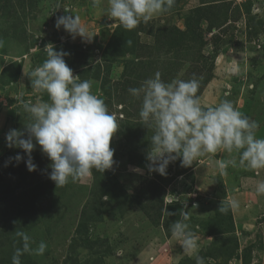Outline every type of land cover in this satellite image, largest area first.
I'll list each match as a JSON object with an SVG mask.
<instances>
[{"label":"rangeland","instance_id":"obj_1","mask_svg":"<svg viewBox=\"0 0 264 264\" xmlns=\"http://www.w3.org/2000/svg\"><path fill=\"white\" fill-rule=\"evenodd\" d=\"M208 4L214 6L211 11ZM65 6L74 12H65ZM107 8L108 0L96 7L92 0H0V264H12L15 249L22 246L17 231L32 238L33 248L41 241L47 244L41 256L24 254L22 264H196L170 230L185 213L196 254L205 264H264V195L255 191L264 181V169L233 167L229 161L238 160V154L218 151L189 167L177 159L167 175L150 172L146 157L154 133L139 125L124 92L128 88L117 85L131 83L124 66L143 53L139 59L150 62L151 77L158 71L166 83L199 80L211 70V79L197 92L202 105L231 101L258 123L256 138L264 139V0H175L170 10L143 25L136 41L129 39L131 45L114 44V54L106 53L113 48L112 36L123 32ZM69 14L80 17L93 35L91 42L56 29L57 17ZM192 20L201 33L195 47L184 54L179 34L167 57L157 30L186 31ZM49 43L68 53L64 59L73 75L91 82L90 91L105 102L117 124L111 140L113 168L93 170L63 187L49 178L51 161L45 154L36 159L34 178L20 177V161L13 158L25 153L6 141L12 129L27 137L25 124L31 120L24 103L49 100L46 92H33L25 74L47 59L43 49ZM81 45L93 51L94 60L78 65ZM147 50L154 55L148 57ZM193 60L202 64L200 69L192 71ZM106 77L110 82L103 84ZM232 201L237 207H230Z\"/></svg>","mask_w":264,"mask_h":264},{"label":"clouds","instance_id":"obj_2","mask_svg":"<svg viewBox=\"0 0 264 264\" xmlns=\"http://www.w3.org/2000/svg\"><path fill=\"white\" fill-rule=\"evenodd\" d=\"M101 0H92L94 7ZM175 0H108L106 14L114 18L125 30H133L141 22L147 24L155 16L170 10ZM65 12L72 13L69 6ZM57 30L63 29L73 39L81 37L91 42L93 37L82 24L78 15H63L56 19ZM47 59L41 66L25 73L30 77L31 89L35 93H47L48 102L24 103V110L30 115L25 131L12 129L6 134L8 147L20 148L27 155L29 171H35L32 152L37 144L51 161L49 178L57 187H63L91 175L95 170L104 173L113 168L114 149L111 140L117 130L115 117L109 113L105 102L92 94L91 82L79 80L73 75L64 57L68 53L57 51L51 43L43 49ZM199 80L174 79L166 83L161 73L156 72L142 82L139 88H129V93L141 99L140 121L154 130L150 150L147 153V167L150 172L167 175L168 165L180 159L182 167L193 165L198 158L224 151L238 154L229 163L246 170L264 169V139L256 138L259 125L243 115L227 99L216 106H204L197 96ZM17 162L24 156L17 154ZM223 169L224 164H220ZM135 171H141L139 168ZM257 195H264V181L257 183ZM230 207H237L232 201ZM227 211V208H220ZM184 214L170 226L172 237L183 248L188 257H195L196 264H205L197 253V241ZM16 237L22 241L12 256V264H22L24 254L41 256L47 244L41 241L33 248L34 241L23 231Z\"/></svg>","mask_w":264,"mask_h":264},{"label":"trees","instance_id":"obj_3","mask_svg":"<svg viewBox=\"0 0 264 264\" xmlns=\"http://www.w3.org/2000/svg\"><path fill=\"white\" fill-rule=\"evenodd\" d=\"M208 5H210V4H208ZM212 7H214V6L210 5V6L206 7V9L208 11H211L213 9ZM201 11H202L201 15H208L203 10H201ZM227 11L228 10H226V12ZM216 14H218V12H216ZM192 22H193V20L190 21L186 31L177 30V29H175V27L158 29L157 30V34L159 36L158 39L160 41H163V45L161 46L160 51L162 53H165L167 55V57L171 56L172 42H174L176 39H178L179 38V34H181L184 37L183 40H182V44H181L182 51L186 55L189 54L190 51L192 50V48L195 47L194 46V43H195L194 40H197L198 37L201 38V33H199L197 31V29L195 28V25ZM144 24L145 23L141 22L140 24H138V26L135 29H133L131 31L125 30L122 26H118L117 31L123 32L122 33L123 35H122V37H116V35L112 36V40H113V43H112L113 46L112 47L113 48L111 50H109L108 52H106V53L107 54H114L113 53L115 51L114 50V44H116L115 46L118 47V48H120L121 46H125L126 47V46L131 45L132 43L129 41V39L133 38L136 41V39H137L136 35H138L139 31H142L143 29H145L144 26H143ZM191 27H193V29H191ZM150 31L153 32V29L150 30ZM189 32H190V34H189ZM200 45L202 46L203 42H201ZM200 50H201V48H200ZM118 51H120V49L117 50V52ZM147 51H146V54H148V57H151V56L154 55V53L151 50H147ZM69 54L73 55L74 52H69ZM144 54L145 53H143L142 55H144ZM116 55H118V54H116ZM142 55L137 56V58L134 59V60H131V61L129 60L128 62L126 61L127 64L124 66L125 69L129 70V76L131 77V83L130 84H125L123 82H119V83H117V85L121 86L124 89H126V88H128V89L129 88H139L144 80H146V79L151 77V68L149 66L150 62H147L145 58L144 59H139ZM76 58H77V62H78V65H79L81 63H86L88 61L94 60V54H93V51H90V50L85 52L83 50V48H82V45H81L80 48H79V51L76 53ZM168 60H170V58ZM166 63L168 65L169 61H166ZM97 65H99V64H97ZM191 65H193V67H192V71H193L195 69H200L199 66H201L202 64L200 65V62H197L196 60H193V63ZM202 72H204V70H202ZM211 72H212L211 70L207 71V73L204 74V76H202L199 79L198 94H201V92L203 90V87L211 79V74H212ZM187 73H190V70H188ZM167 74L168 73L164 74L163 76H165ZM109 82H110L109 77H106L104 79V81H103V84H106V83H109ZM128 89L126 91H124L125 95L129 94L128 95L129 96V100L133 104V114L135 116H137V118L140 120L139 111H140V108H141V99H137V98L133 97L129 93ZM139 125L145 127V125H143L142 123H140ZM151 130L154 133V130L153 129H151ZM137 132H138L139 136H141L140 133H142V131L140 129H138ZM32 154H33V156H32L33 162L36 165H37V160L36 159L39 158V157H43L44 156V154L41 152L40 146L38 144H37L36 148L34 149V153H32ZM22 156H24V160L20 161V166L18 167L20 177H22V176H33L35 174L34 172L36 170L35 171H29L28 168H27V165H26V160L28 159V157H27L26 154H24ZM38 164H40V162H38ZM33 178H34V176H33ZM16 188H18V185L16 186Z\"/></svg>","mask_w":264,"mask_h":264}]
</instances>
